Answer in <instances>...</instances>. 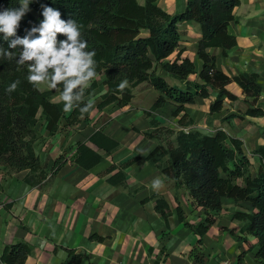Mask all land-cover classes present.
<instances>
[{"label":"crops","instance_id":"obj_1","mask_svg":"<svg viewBox=\"0 0 264 264\" xmlns=\"http://www.w3.org/2000/svg\"><path fill=\"white\" fill-rule=\"evenodd\" d=\"M186 1L157 3L173 14L183 10ZM233 13L227 29L235 35L236 43L226 53L218 46L207 50L215 55L217 67L229 75L242 71L259 73L262 90L254 105L264 111V0H240ZM177 28L182 55L188 56L198 71L199 24L180 20ZM175 53L176 50L168 58L173 59ZM157 71L168 83L185 85L184 80L164 70ZM101 78L98 75L99 84L93 92L97 97L106 90ZM188 79L198 80L196 72L189 74ZM207 88L209 96H196L184 105L187 118L192 120L184 129L194 127L208 134L222 129L239 138L243 152L249 156L250 172L255 175L261 160L254 150L264 146V112L244 114L250 98L235 82L228 83L227 88L237 97L223 96L221 108L210 111L216 90ZM131 92L128 103L94 108L86 119L61 125L53 134H46L41 125V136L34 146L47 174L40 181H27L25 177H31L28 169L6 172L0 166V253L5 244L21 239L33 246L25 264H64L66 248L86 254L74 264H264L256 255L257 238L242 229L243 220L233 217L235 211L255 210L251 202L224 197L221 208H204L193 201L184 184L176 185L173 178L149 163L146 155L156 141L141 130L153 127L151 119L177 130L182 112L172 114V101L150 109L158 90L146 80L132 86ZM98 128L118 142L114 149L107 152L89 139ZM79 142L87 146L77 149ZM77 151L84 161H90L94 153L101 158L91 165H81L75 161ZM59 155L63 161L51 174L53 161ZM156 179L162 181L159 189L152 187ZM153 194L167 201L171 210L168 223L155 208ZM177 204L194 225L204 222L207 213L213 217L202 235L178 219ZM94 234L102 238L97 239Z\"/></svg>","mask_w":264,"mask_h":264},{"label":"trees","instance_id":"obj_2","mask_svg":"<svg viewBox=\"0 0 264 264\" xmlns=\"http://www.w3.org/2000/svg\"><path fill=\"white\" fill-rule=\"evenodd\" d=\"M239 2L187 0L183 10L171 14L157 0H43L42 3L33 0L30 4L37 11V16L30 11L21 21L17 34L22 37L26 28L39 25L43 20L42 4L59 10L62 19L71 17L81 25L82 38L87 41L89 51L95 50L94 59L97 62V76L85 89L79 102L81 107L89 100L94 103L92 109H101L109 103L124 105L132 97L131 87L143 80L158 90L150 109L165 101H172L175 105L172 114L182 112L178 119L181 127L174 130L151 119L153 127L141 130L156 141L146 159L163 174L173 178L176 185L184 184L193 201L204 208H221L224 197L251 202L255 210L235 211L233 217L243 220L242 229L255 235L258 244L256 255L264 260V146L259 145L254 150L261 161L253 175L249 156L243 152L239 138L222 129L208 134L194 127L183 128L192 122L184 112V105L192 102L196 96H209L207 86L216 90L209 104L210 111L221 108L223 96L230 99L237 97L227 88L228 83L235 82L242 88L244 95L250 98L244 114L258 115L264 112L261 106L254 105L262 90L259 73L242 71L229 75L217 67L215 55L207 50L208 47L218 46L226 53V49L236 43L235 35L228 31L227 26L234 19L233 8ZM19 4L20 0H0V10L19 7ZM180 20H193L199 24L200 37L196 53L201 60V67L198 71L193 61L182 55L183 48L179 47L177 22ZM58 39L66 37L59 36ZM0 45L7 48L2 36ZM175 50L174 58L169 59L168 56ZM158 69L184 80L185 85L179 87L168 83L158 73ZM195 72L198 80L188 79V75ZM27 75V64L21 66L16 59L0 57V166L6 172L28 169L31 177L27 175L25 178L34 184L47 174L34 146L41 136V125L46 134H53L61 125H71L81 118L86 119L92 109L83 117L75 107L65 112L62 100L55 98L57 95L60 97L62 87L55 90L39 86L34 88L27 82ZM98 75H102L100 83L106 85V90L97 99L90 98L99 84ZM17 79L21 84L16 91L8 93L6 89ZM124 80L128 81V86L121 92L118 85ZM165 134H174V137L164 141L162 136ZM89 139L107 152L118 145L116 140L103 134L101 128L94 131ZM82 146L87 145L77 143V149ZM77 152L75 161L81 165H91L101 158V155L94 153L90 161H84L80 158V151ZM62 161V155L54 159L51 174ZM151 197L155 199V208L168 223L171 210L167 201L159 194ZM3 205L9 207L8 203ZM176 211L178 219L199 235L213 221V217L207 213L204 222L194 225L185 218L179 204L176 205ZM93 237L102 238L96 234ZM66 249L64 264H74L86 257L84 252ZM32 251V244L25 240L7 243L0 253V264H25L27 255Z\"/></svg>","mask_w":264,"mask_h":264},{"label":"clouds","instance_id":"obj_3","mask_svg":"<svg viewBox=\"0 0 264 264\" xmlns=\"http://www.w3.org/2000/svg\"><path fill=\"white\" fill-rule=\"evenodd\" d=\"M33 0H20L19 7L0 10V36L7 43V48L0 45V57L16 59L18 65L27 64V82L34 88L47 82L50 89L62 87L60 99L63 110L78 108L81 117L94 107L89 100L83 107L80 101L85 89L97 76L95 50H88V43L82 38L81 25L73 18H61V12L42 4L43 20L39 25L25 29V35L19 36L21 21L31 11L29 4ZM64 36L66 39H58ZM18 50V52H17ZM21 84L13 81L6 91L12 93ZM128 86L124 80L118 85L119 91ZM162 181L154 180L152 187L159 189Z\"/></svg>","mask_w":264,"mask_h":264},{"label":"rangeland","instance_id":"obj_4","mask_svg":"<svg viewBox=\"0 0 264 264\" xmlns=\"http://www.w3.org/2000/svg\"><path fill=\"white\" fill-rule=\"evenodd\" d=\"M39 3H42V1L43 0H37ZM140 2H142V0H139ZM29 8L31 9V12L34 14V16H37V11L35 10V8L31 5V4H29ZM39 87L40 88H47L48 87V85H47V82H45L44 84H41V85H39ZM58 88H59V86H58ZM57 88V89H58ZM95 94L96 93H93V97L95 98H97V96H95ZM55 98H59V95H57V96H55ZM39 115H40V113H39ZM184 128V127H183ZM171 135H164V136H162V139L164 140V141H167L168 139H171V137H170Z\"/></svg>","mask_w":264,"mask_h":264}]
</instances>
